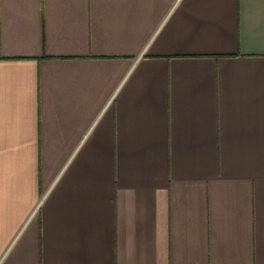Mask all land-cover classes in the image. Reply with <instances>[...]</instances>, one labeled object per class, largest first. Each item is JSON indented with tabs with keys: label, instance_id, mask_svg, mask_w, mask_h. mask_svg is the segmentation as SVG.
I'll return each mask as SVG.
<instances>
[{
	"label": "crops",
	"instance_id": "0c3cea01",
	"mask_svg": "<svg viewBox=\"0 0 264 264\" xmlns=\"http://www.w3.org/2000/svg\"><path fill=\"white\" fill-rule=\"evenodd\" d=\"M0 264H264V0H0Z\"/></svg>",
	"mask_w": 264,
	"mask_h": 264
}]
</instances>
